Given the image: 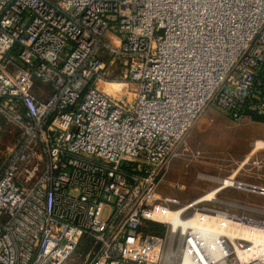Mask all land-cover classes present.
<instances>
[{"label":"built area","instance_id":"obj_1","mask_svg":"<svg viewBox=\"0 0 264 264\" xmlns=\"http://www.w3.org/2000/svg\"><path fill=\"white\" fill-rule=\"evenodd\" d=\"M117 68L127 88L111 94ZM215 106L264 115V0H0V264H65L84 238L78 264H165L169 249L264 264V218L213 204L264 184L161 190Z\"/></svg>","mask_w":264,"mask_h":264},{"label":"rangeland","instance_id":"obj_2","mask_svg":"<svg viewBox=\"0 0 264 264\" xmlns=\"http://www.w3.org/2000/svg\"><path fill=\"white\" fill-rule=\"evenodd\" d=\"M123 73L117 68L113 76L116 83L107 85L111 94L126 91L127 80ZM187 142L194 155L179 157L172 162L166 182L161 185L163 192L179 193L186 202L218 187L221 178L233 174L242 181L264 184V115L253 114L236 122L216 106L211 107L194 124ZM3 159V152H0V164ZM175 181L184 183L186 191L177 192L168 184ZM216 197L218 200L213 203L216 207L264 218V195L259 192L224 188ZM149 227L161 234L166 232V227L157 223H150ZM90 247L91 242L84 238L73 260L65 264L83 261ZM175 262L176 258H173L168 264Z\"/></svg>","mask_w":264,"mask_h":264},{"label":"bare ground","instance_id":"obj_3","mask_svg":"<svg viewBox=\"0 0 264 264\" xmlns=\"http://www.w3.org/2000/svg\"><path fill=\"white\" fill-rule=\"evenodd\" d=\"M222 182L224 183V180H222ZM218 191L219 187H216L211 191H208L205 196L208 198H213ZM193 227L197 231L198 236H200V238L202 237V239L205 240L209 244V246H213L215 244L217 239V230L215 228H212L209 225H205V221L201 220L193 221ZM173 258H176L175 264H199L198 262H196V259L192 257L187 251H183L182 253H180V251L178 250L176 253H172L171 249H169L168 260L166 261V264L173 261Z\"/></svg>","mask_w":264,"mask_h":264},{"label":"crops","instance_id":"obj_4","mask_svg":"<svg viewBox=\"0 0 264 264\" xmlns=\"http://www.w3.org/2000/svg\"><path fill=\"white\" fill-rule=\"evenodd\" d=\"M218 188V187H217Z\"/></svg>","mask_w":264,"mask_h":264}]
</instances>
